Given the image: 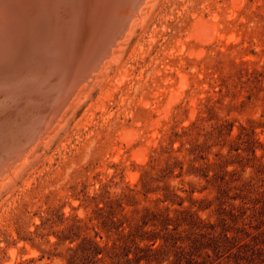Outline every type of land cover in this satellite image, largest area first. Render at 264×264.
I'll list each match as a JSON object with an SVG mask.
<instances>
[{
    "label": "rangeland",
    "instance_id": "obj_1",
    "mask_svg": "<svg viewBox=\"0 0 264 264\" xmlns=\"http://www.w3.org/2000/svg\"><path fill=\"white\" fill-rule=\"evenodd\" d=\"M79 100L0 186V264H119L145 231L214 222L225 185L260 177L264 0H152Z\"/></svg>",
    "mask_w": 264,
    "mask_h": 264
},
{
    "label": "bare ground",
    "instance_id": "obj_2",
    "mask_svg": "<svg viewBox=\"0 0 264 264\" xmlns=\"http://www.w3.org/2000/svg\"><path fill=\"white\" fill-rule=\"evenodd\" d=\"M151 1L0 0V81H15V75L23 74L24 81L27 80L39 96L37 103L31 104L27 113L17 120L29 124L30 128L39 121L46 124L22 153L13 151L19 146L15 143L24 142L23 130L7 144V150L0 147V153L5 156H0V186L26 164L59 127L81 94L103 74ZM212 27L199 21L192 33L199 40H206L214 34ZM18 63L21 65L14 66ZM181 81L186 84L184 76ZM54 90L61 91L60 96H63L57 107V98L50 94ZM3 95L7 100L5 90ZM29 98L31 100V95ZM176 98V93H169L165 111ZM122 136L130 143L135 133L124 130ZM12 154L10 158L14 159L6 160V156ZM142 154V150L135 153L138 157Z\"/></svg>",
    "mask_w": 264,
    "mask_h": 264
},
{
    "label": "trees",
    "instance_id": "obj_3",
    "mask_svg": "<svg viewBox=\"0 0 264 264\" xmlns=\"http://www.w3.org/2000/svg\"><path fill=\"white\" fill-rule=\"evenodd\" d=\"M258 170L260 177L256 174L238 187L225 185L214 201V222L181 214L174 231H145L150 246L126 245L124 253L113 258L120 259L119 264H163L173 254L169 264H264V165ZM232 191L235 195L230 196ZM157 239L163 243L154 248Z\"/></svg>",
    "mask_w": 264,
    "mask_h": 264
},
{
    "label": "water",
    "instance_id": "obj_4",
    "mask_svg": "<svg viewBox=\"0 0 264 264\" xmlns=\"http://www.w3.org/2000/svg\"><path fill=\"white\" fill-rule=\"evenodd\" d=\"M20 65L21 63H18V65L16 64L14 66L18 67ZM24 78L25 77L23 74H17L15 75V81H0V83L2 84L0 85V95L2 93L4 94V90L8 95L7 100L5 99L3 94V97L0 99V147L2 146L4 150H7V144L11 140L15 139L19 130H23L24 134H26L24 136V139H22L24 140V142L21 141L19 143H15L16 146L19 145L13 151L15 152V154L22 153L24 150H26L27 147H29V145L33 143L34 138L38 136L37 134L43 131L46 125L45 121H39L36 126H31L32 128H30L29 124L24 123V121L22 120H19V116L27 113V110L29 109V106L31 104L34 105L35 103H37L36 97L39 96V92H36L35 89L29 85V82H27V80L24 81ZM50 94L54 95V99L57 98L58 100L56 107L61 105L63 101V96H60L61 91L59 92L54 90ZM26 95L28 96V99H23ZM29 95H31V100L29 98ZM17 117H19L18 120ZM2 153H0V156L4 158L5 156ZM10 157H13V154L10 156H6V160ZM12 159L14 158H10V160Z\"/></svg>",
    "mask_w": 264,
    "mask_h": 264
}]
</instances>
